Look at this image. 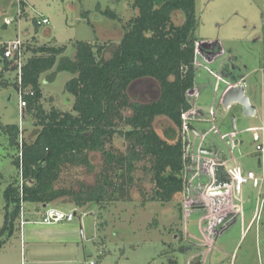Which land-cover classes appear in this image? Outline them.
<instances>
[{"label":"rangeland","instance_id":"374dc122","mask_svg":"<svg viewBox=\"0 0 264 264\" xmlns=\"http://www.w3.org/2000/svg\"><path fill=\"white\" fill-rule=\"evenodd\" d=\"M25 1L22 9L20 0H0V45L19 37L26 45L67 46L63 56L71 59L76 56L80 40L95 44L120 42L123 24L104 10H114L125 21L137 14L132 6L134 0ZM196 4L199 22L194 35L200 42L209 43L212 50L205 53L207 58L198 57L196 85L199 95L194 105L203 115L200 120L191 122L198 131L209 132V135L201 138L191 130L181 132L187 141V156L192 160L187 167L189 183L186 191L167 203L144 202L151 196L155 183L139 170L136 175L141 177L140 187L145 195L139 186H135L128 200L111 202L105 208L97 203L76 206L65 198L59 200L61 203L54 202L65 211H76L71 221L38 223L36 220H41L44 212L43 205L35 211V204L26 203V218L30 221L24 225L23 236L20 218L14 233L3 236L6 243L0 248V264H86L89 259H95L97 264H171V260H176L177 264H194L196 256L203 262L208 252L207 264H264V200L261 208L258 206V221L241 237L242 215L235 216L232 212L217 221L220 207L214 209L212 205L199 202L202 194L196 189L199 182L211 180L204 175L205 164L202 162L205 160L197 159L200 144L210 146L214 141L223 154L230 155L228 146L213 127L221 124L225 117L223 131L233 128L232 115L235 114L238 130H229L227 141L245 171L252 169L259 175L257 180L244 185L246 224L253 215L257 199L264 198L260 153L254 140L255 132L261 133V130H252L264 126V0H196ZM43 18H47L48 23H43ZM29 55L31 51L27 52ZM58 66L57 63L41 75L42 101L48 109L55 105L62 110H71L75 97L67 91L66 84L74 73ZM15 74L16 71L8 72V79L13 80ZM237 77L245 79L250 98L257 105L255 117L243 116L239 105H234L229 114L215 104L228 89L227 82ZM130 95L142 102L157 99L159 83L149 78L139 80L132 85ZM21 113L15 86L0 84V124L20 125L23 118L24 132L20 140L23 136V139L33 141L40 127L35 125L32 114L24 118ZM125 113L129 115L131 111ZM154 126L160 136L170 141V134L178 131L166 116L157 117ZM113 145L126 151L128 141L123 134H117ZM13 153L0 126V230L5 222L4 191L19 173L13 163ZM90 157L93 169L68 165L56 186L78 189L81 183L94 184L103 168L104 158L100 151H91ZM205 189L207 187H202L203 191ZM213 225L215 227L211 229Z\"/></svg>","mask_w":264,"mask_h":264},{"label":"trees","instance_id":"16d2710c","mask_svg":"<svg viewBox=\"0 0 264 264\" xmlns=\"http://www.w3.org/2000/svg\"><path fill=\"white\" fill-rule=\"evenodd\" d=\"M25 0H20L24 9ZM137 14L124 20L114 10L104 12L123 24L124 34L117 44H95L80 40L74 59L63 56L67 46L25 44L31 51L23 66L22 83L4 57L0 45V84L24 89L27 106L25 116L32 114L40 128L33 141L20 140L19 124H0L13 150L17 177L4 191L5 222L0 230V248L11 236L20 218L21 201L39 205L59 202L65 198L76 206L97 203L107 207L111 202L128 200L130 192L139 186V170L155 183L151 201L167 203L186 191L187 167L183 114L192 108L189 91L195 87L196 53L199 39L194 35L198 25L196 0H134ZM38 23V20H36ZM70 70L74 76L66 89L74 95L71 110L53 105L46 108L41 75L52 70ZM159 83L157 99L142 102L132 99V85L142 79ZM131 111L127 115L125 112ZM166 116L178 131L163 138L156 131L157 117ZM126 127V130L123 128ZM117 134L128 141L126 151L113 145ZM100 151L104 164L94 184L81 183L78 189L57 187L64 167L83 165L93 169L90 152ZM142 163V164H141ZM24 185L21 195L20 175ZM201 257L194 259L200 264ZM171 264H177L171 260Z\"/></svg>","mask_w":264,"mask_h":264},{"label":"built area","instance_id":"2783aa9c","mask_svg":"<svg viewBox=\"0 0 264 264\" xmlns=\"http://www.w3.org/2000/svg\"><path fill=\"white\" fill-rule=\"evenodd\" d=\"M47 18H43V23H48ZM40 22L38 21V24ZM5 46L4 50V57L7 58L10 61V67L14 68L13 71H16L20 85L22 83V73H23V66L26 61V52H25V42L21 38H12L10 40H7L3 43ZM231 86V85H230ZM25 91L20 86L18 89V95H19V103L22 111V116L26 118L24 112L25 107L27 106L26 99L24 98ZM199 90L195 86L193 90L189 91V100L193 97H198ZM220 108H223V104ZM198 115V112L195 108H191L188 112L183 114L184 118V131L190 130L188 128V124L190 123L191 118H194ZM20 129L21 134L24 132L23 130V118H21L20 122ZM215 129L217 133L220 134V137L222 140L226 143L228 146V150L230 152V157L228 159H221L216 158L215 156H210L208 154H205L201 151V148H199V152L197 154V159H204L206 164H208V171L210 175L212 176L211 182L207 185V189L205 191V194H203V197L201 201L206 206L212 205L213 208L215 206V198L218 196V201L220 200V204L218 205L221 209L219 212V217L227 218L232 212H234L233 215L236 216L242 211L243 207V197L242 193L244 190V185L248 183L251 180H257L259 178V175L254 170H248L245 171L244 167L242 166L241 162L238 160L237 156L233 153L232 148L230 147L229 142L227 141V135L222 134L219 131V128L215 126ZM252 130H261V133L254 134V140L257 142V150L260 153V168L263 172V175L261 177V181L264 180V127H253ZM23 137V136H22ZM21 137V141L23 138ZM189 150L186 147V155H188ZM232 163V165H231ZM217 169L223 170L225 174V178L223 180L218 181L216 178V171ZM23 185H24V179L23 174L21 171L20 175V188H21V195H23ZM236 199L237 202L234 201ZM264 199L261 201L263 202ZM200 202V201H199ZM202 203V207H203ZM44 212L42 214L41 220H36L38 223H44V224H52L56 223L62 220H68L71 221L74 219L76 215V211H65L63 207L57 206L52 203H47L44 207ZM219 218H217V221ZM30 220L26 218V203L24 200L21 201V212H20V222H21V231L23 236V228L24 225L29 222ZM86 264H97V261L95 259H89L86 261Z\"/></svg>","mask_w":264,"mask_h":264},{"label":"crops","instance_id":"0c3cea01","mask_svg":"<svg viewBox=\"0 0 264 264\" xmlns=\"http://www.w3.org/2000/svg\"><path fill=\"white\" fill-rule=\"evenodd\" d=\"M199 43V42H198ZM199 55H203L204 57H206L207 58V56L206 55H204V54H202L198 49H197V53H196V66L198 65V57H199ZM1 62H2V58H1ZM239 81H244L245 82V79L244 78H242V77H237V78H235V79H233V80H231V81H228L227 82V88L230 86V85H232V84H235V83H237V82H239ZM195 86L197 87V85H196V78H195ZM198 88V87H197ZM198 90H199V88H198ZM226 90V89H225ZM225 93V92H224ZM224 93H223V95H224ZM248 93H249V91H248ZM223 95H222V97L216 102V97L214 98V102H216L215 104H216V106L217 107H221L222 106V99H223ZM195 99H196V97H193V98H190V101L192 102V108H195L196 110H197V112H198V116H195L194 118H191V120H190V123L192 124V120H194V119H198V120H200L201 119V116L203 115V113H202V110L201 109H198L197 107H196V105H194L195 103ZM216 99V100H215ZM252 100V99H251ZM253 102V101H252ZM254 103V102H253ZM255 104V103H254ZM256 105V104H255ZM256 107H257V105H256ZM225 109V108H224ZM228 112V111H227ZM229 114H230V112H228ZM257 113H258V109H257V112H256V115H257ZM243 115V114H242ZM255 115V116H256ZM255 116H252V117H255ZM225 117H223V120H222V123L220 124H218V125H216V127L218 126V128H219V131L222 133V134H225V135H227L228 133H229V130L230 131H233V128H231V129H229V130H227V131H223V128L226 126V123H225V119H224ZM218 122H220V121H218ZM264 127V126H263ZM213 130H216L215 129V125H214V127H213ZM237 130H238V128H237ZM217 132V131H216ZM203 133V136L201 137V138H204V137H207L208 135H209V132H202ZM219 134V133H218ZM220 135V134H219ZM205 141V140H204ZM201 143V142H200ZM204 145L202 144H200V147H203ZM205 147H209V148H212L213 150H214V153L213 154H211L210 156H221L223 159H228L229 157H230V155H226V154H223L221 151H220V149L218 148V145L213 141V143H212V145H210V146H205ZM196 154H198V153H196ZM260 158V157H259ZM240 161V160H239ZM202 163H204L205 164V166H204V168H205V173H204V175L206 174V175H208L210 178H211V180H212V176L210 175V173H209V171H208V164H206V162L204 161V162H202ZM259 163H260V161H259ZM203 164V165H204ZM244 169H245V167H244ZM246 170V169H245ZM250 170H252V169H250ZM208 171V172H207ZM216 178L218 179V181H220V180H223L224 178H225V174H224V172H223V170H221L220 171V169H217V171H216ZM201 177V176H200ZM193 179V178H192ZM194 180V179H193ZM211 180L210 181H208L207 183H203L202 181V183H200L199 182V184H196V189H198L197 190V192L199 193V191L201 190V193L200 194H202L201 195V199H202V197H203V194L205 193V191H206V189H205V191H203L202 190V187L204 188V187H207V185L211 182ZM194 182V181H193ZM192 182V183H193ZM245 190V189H244ZM244 190H243V193H242V197H243V201H244V203H243V207H242V211L240 210V214L242 215V217H241V223H242V235H241V237L246 233V231H247V229H248V227H250L252 224L254 225V223L255 222H257L258 221V219H259V217H260V212H258V206L260 205V208H261V204H262V199H264V198H262L261 200L260 199H257V201L255 202V204H254V209H253V212H252V217H251V219H250V221H249V223L248 224H246L247 223V211H246V198L244 197ZM197 195V194H196ZM195 197H200V195L199 196H195ZM200 199V198H199ZM218 199V196H217V198H215V206L216 207H219L218 205L220 204L219 202H220V200L218 201L217 200ZM203 201V200H202ZM202 201H200V202H202ZM197 205H198V203H197ZM44 206V205H43ZM196 206V205H195ZM202 207V206H201ZM216 207H214V209L216 208ZM194 208H197V207H194ZM221 209V208H220ZM223 217L221 216V217H219V220H221ZM209 253V252H208ZM208 253H207V255L205 256V259H204V261L203 262H201L200 264H207V262H208Z\"/></svg>","mask_w":264,"mask_h":264},{"label":"water","instance_id":"95a60500","mask_svg":"<svg viewBox=\"0 0 264 264\" xmlns=\"http://www.w3.org/2000/svg\"><path fill=\"white\" fill-rule=\"evenodd\" d=\"M203 44L208 45L209 43H203L202 41L198 43L197 49L202 52L203 51ZM222 104L223 107L225 108L226 111L230 112L231 108L234 105H239L241 108V112L243 116L246 117H252L256 115L257 112V107L256 105L252 102L250 95L248 93V89L246 87V84L244 81H239L235 84H232L231 86L228 87V89L225 91L222 99ZM232 121H233V131H237V126H236V115H232ZM188 128L196 132L200 137L203 136V133L198 131L193 124L189 123ZM201 151L205 154L211 155L214 153V150L209 147L203 146L201 148ZM259 165H261L259 163ZM46 204H44V207Z\"/></svg>","mask_w":264,"mask_h":264},{"label":"flooded vegetation","instance_id":"af4514ba","mask_svg":"<svg viewBox=\"0 0 264 264\" xmlns=\"http://www.w3.org/2000/svg\"><path fill=\"white\" fill-rule=\"evenodd\" d=\"M211 47H210V45H208L207 47H203V51L201 52L202 54H204V55H206L205 53H210L211 52ZM213 227H215L214 225L212 226V228L211 229H213ZM197 257V256H196ZM195 257V258H196ZM194 263V262H193Z\"/></svg>","mask_w":264,"mask_h":264}]
</instances>
